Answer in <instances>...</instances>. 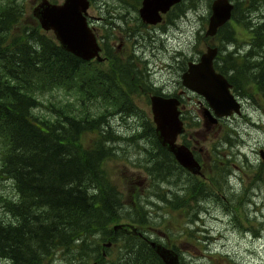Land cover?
Segmentation results:
<instances>
[{
    "label": "trees",
    "instance_id": "trees-1",
    "mask_svg": "<svg viewBox=\"0 0 264 264\" xmlns=\"http://www.w3.org/2000/svg\"><path fill=\"white\" fill-rule=\"evenodd\" d=\"M211 1L207 0L209 6ZM230 1L234 4L232 19L212 39L220 41L219 52L228 45L240 43L241 47L235 23L245 35L248 32L250 48L246 53L238 48V57L218 53L216 59L221 65L217 67L236 95L257 97L264 103V13L262 20L252 17L256 6L264 8V0ZM28 11L26 0L0 1V182L11 181L12 190V196L0 197L1 213L10 214L9 221L0 215V257L12 264H115L112 260L106 263L105 257L111 259L114 245L125 240L120 250L126 243H137L132 251L141 264H165L151 243L133 233L114 230L120 220H132L126 223L131 227L147 218L145 213L135 218L131 209L122 212L126 207L122 191L102 169L112 154L105 144L115 139L110 124L103 122L107 110L97 116L87 105L90 101L94 107L95 101H101L124 107L125 96L114 82L116 74H101L98 62L84 61L64 50ZM251 66L255 75L251 73L250 79L247 76L243 81L240 72L245 76ZM231 71L235 73L231 75ZM61 88L80 93L77 104L46 105L41 100V95ZM39 107L48 113H35ZM78 107L83 111L76 115L73 111ZM91 134L96 137L86 143L84 138ZM130 138L151 139L149 158L163 156L176 165L174 155L160 144L152 123ZM146 171L152 182L158 180L163 185L168 180L160 174L159 163ZM112 197H119L118 203L110 200ZM136 197L142 204L139 201L143 197ZM139 209L136 204L134 211ZM142 234L152 241L144 231ZM109 241L113 245L107 248L103 242ZM121 259H127L126 255Z\"/></svg>",
    "mask_w": 264,
    "mask_h": 264
},
{
    "label": "rangeland",
    "instance_id": "rangeland-1",
    "mask_svg": "<svg viewBox=\"0 0 264 264\" xmlns=\"http://www.w3.org/2000/svg\"><path fill=\"white\" fill-rule=\"evenodd\" d=\"M38 1L40 0H26L30 14H32L31 7ZM56 1L61 2L63 0ZM139 5L140 0H96V5L89 9V12L93 15V23L98 24L97 27H99L100 22H103V24L106 22L109 11L115 12L114 15L120 20L107 22L108 29L111 31V36H109L113 38L112 45L117 47L123 42L122 40H125L122 47L131 48L128 51L127 58L130 66L125 69L117 62L114 70L110 71L111 74L114 72L116 76L123 77L117 81V86L118 83L123 82L121 85L124 87L122 88L124 91H122L126 95H130L128 103L126 99L124 100L123 110L113 113L116 104L108 106L101 101H95L96 106L91 107L90 101L87 100L89 111L97 114V116L107 110L103 114L106 116L103 122L110 124L115 139L109 140L105 144L111 149L112 154L104 161L102 169L108 171L112 181L122 191L121 195L126 204L122 212L126 213L131 209L135 218L142 217L139 214L145 213L147 216L146 221L134 224L141 230L147 231L146 235L150 236L152 241L160 243L157 240H161L163 243L168 244L170 248L176 250L182 264H264V162H262L260 155L261 150L264 149V103L259 98L246 99V97L238 95L245 102L242 109L243 114L234 116L231 121H224L221 128L216 127L207 135L206 140L202 138L206 141L204 144L206 150L216 147L213 153L219 154L218 163L222 164L226 161V166L221 174L225 184L221 186L222 189L219 187L218 189L222 194L231 196L233 201L229 209L235 215L229 213L225 217L211 212L216 217L208 219L209 227H206L207 224H205V227L210 230L211 239H213L209 242L206 241L207 239L204 238L200 230H198L199 232L194 231L191 221V217L196 213V208L201 201L196 200L193 204L191 202L188 204L185 197L179 196V189L184 190L190 185L189 176L187 177L185 173L181 172L172 162L165 160L163 156L149 158L152 155V151L149 150L151 146L148 144L151 139H139L138 141L130 138L143 131L144 126L147 127L153 119L151 106L146 104L147 97L143 96L141 99L132 83L146 82V79H151L147 81L148 85L155 82L154 84L157 87H162L164 83L168 84L172 78L177 79V76L171 72L172 65L176 63L175 59L196 58L199 53H205L208 47L217 48L218 53H221V55L219 54L221 57L227 53H234V56L238 57V48L243 53H246L250 48L248 45L249 37L246 36L248 32L245 35L244 29L233 23V27L237 32V40L241 41V47L240 43L238 45H228L223 52H219L220 41L206 36L209 29V19L212 15L211 5L209 6L207 0L185 1L183 7H177L175 13L170 14L168 20L166 18L167 22L164 23L165 20L163 26L160 25L155 28L160 30L155 34L154 32L147 34L150 30L141 26L139 21L135 24L133 19L139 17ZM258 7L256 6V10L252 9L255 10L252 17L256 18V21L262 20L264 13V8ZM95 16H102L105 20H99V23H96ZM128 16L130 19H128ZM49 33L53 34V32ZM125 51L120 50L118 55L123 56ZM134 62L143 65L142 74L135 71L127 72ZM222 62L225 65L228 63L226 60H222ZM178 64L180 66L179 62ZM218 64L221 65L220 60H218ZM139 69L141 68L139 67ZM233 73L235 71H231V75ZM240 73L244 81L247 76L249 77L247 79H250L251 73L254 76L256 71L251 66L247 68L245 76L243 71ZM237 80L240 86L239 76ZM104 83L108 84L106 81ZM173 86L177 85L171 84L170 87ZM139 89L143 90L141 86H139ZM78 97H81V94L76 90L66 92L65 89L61 88L47 92L45 95H41L40 98L48 105L49 103L56 104L59 102L77 104ZM95 100H97V97ZM190 106H193V104L190 103ZM97 109L99 112H97ZM79 111H83L81 107L73 112L78 115ZM34 112L48 113L44 107H39ZM88 114L90 115V113ZM190 132L195 134V129L191 128ZM95 137L94 134H91L86 139L84 138V141L91 143ZM220 142L223 143V147L219 144ZM210 162V160L207 161L208 165ZM154 163L161 165L160 174L168 179L167 182L162 183L163 185L158 180L152 182L150 174L146 171L148 166ZM258 172L261 173L258 174ZM236 193H242L244 200L241 202L236 201ZM249 193H252V195H248ZM1 195L12 196L11 181L0 182V197ZM137 195L143 197V200L139 201L142 204L137 202ZM118 199L119 197H112L110 200L116 201ZM253 200L255 202L251 203ZM116 202L118 203V201ZM207 203L216 205L210 197L205 202V204ZM136 204L141 207L140 211H136L137 213L134 211ZM182 204L186 205V207H183L185 210L177 206ZM194 209L196 210L194 211ZM208 211H200V216L202 218L209 217L206 216L209 215L207 214ZM132 213L130 214L132 215ZM0 215L3 219L10 220V214L5 211L1 213V209ZM129 217L131 218V216ZM219 217H222L225 221L217 220ZM233 221L235 223L241 221L246 229ZM223 222L229 223V225H224ZM123 223L125 224L123 228L130 231L126 223H133V221L129 219L118 221V224ZM196 226L198 229L203 230L202 223H198ZM249 229H255L256 231L261 229L263 236L256 239L253 237L252 232H249ZM99 238V236L95 237L98 240ZM117 239H121V236ZM103 243L105 244V242ZM122 243L125 244V240L114 245L115 247L111 251V259L110 256L105 257L106 263L112 260L115 264H141L139 257L132 251V248L138 246V244L126 243L124 248L120 250ZM123 254L126 255L127 259L119 260ZM144 256L147 257L146 254ZM0 264L12 263L6 258L0 257Z\"/></svg>",
    "mask_w": 264,
    "mask_h": 264
},
{
    "label": "flooded vegetation",
    "instance_id": "flooded-vegetation-1",
    "mask_svg": "<svg viewBox=\"0 0 264 264\" xmlns=\"http://www.w3.org/2000/svg\"><path fill=\"white\" fill-rule=\"evenodd\" d=\"M89 1H90V6H89V9H90V8H92L93 5H96V0H89ZM143 1L144 0H140V5L138 7L139 17L137 19H133V20L135 21V24H137V21H139L141 23V26H144V27H146V29H149L150 32H148L147 34H150L153 32H154V34L158 33L160 30L155 29V28L159 27L160 25L163 26V24L166 23L167 20L169 19L170 14L175 13V10L177 9V7H183V5L185 4V1H181V2H179V4L176 3L168 11L160 12L161 19L158 22L150 23V22L145 21L142 18L141 13H140V9L143 5ZM89 9L86 13V19H87L89 26L92 28V30L94 31V33L96 35L97 42L100 46V57H101V59H92L90 61L98 62L100 67L104 66V68H102V69L100 68V72L101 71L105 72V73H103L105 75L107 73L106 71H108V73L111 74L110 71L114 70V66L117 62H119L122 66L125 67V69H127V66H130L128 64L127 58H128V53H129L128 51L131 48H125L124 46L122 47V44H125V40H122L123 42H121V44L117 45V47L113 46L112 45V39L113 38L110 37L111 31H109L108 25H107L108 21H116V20H120V19L117 18L116 15H114V14H116L115 12L112 13L111 11H109L110 19H109L108 14H107L106 20L102 16H95V18L97 20L96 23H99V20H101V21L105 20L106 21L104 24H103V22H100L99 27H97L98 24L93 23V20H92L93 15L89 12ZM166 18H167V20H166ZM128 19H130L129 16H128ZM120 50L121 51L126 50L124 52L123 56L118 55L119 54L118 52ZM70 54H72V53H70ZM202 54H203V52L201 54L199 53V55H197L196 58H193V57L190 58L189 57V58L183 59V60L182 59H175L176 63L172 65L171 72H172V74L177 76V79H179V80L172 78L168 82V84L164 83L162 85V87H157L154 84L155 82L148 85L147 81H150L151 79L148 80L146 78H145L146 82L141 81L139 83H132V82L131 83H132V86L137 89L138 95L141 97V99L143 96L147 97L148 101H146V104L149 106H151L152 95H159V96L164 97V98H175L179 102L178 103V109L180 111V118L184 123L185 130L182 134L179 135L177 142L179 145H185L188 149H190V151L192 152V154L194 156V159L197 161V163L199 165V170H197L196 172L189 171L186 167L181 165L176 160V158L174 156V160L176 162L175 166L179 170H181V172L185 173L187 177L189 176V182H190V185L187 186V188H185L184 190L179 189V196L185 197L188 201V204L190 202L193 204L196 200L201 201V203L199 202L198 207L196 208L197 210L194 209V211L196 210V213L193 215L191 214L192 217H191V215H190V217H191V221L193 223L192 226L194 227V231L200 230L202 232V234L204 235V238L207 239L206 241L209 242V241H212L213 239H211L212 235H210V230L208 228H206V227H209L208 226V222H209L208 219H213V217L214 218L216 217L211 212H215V213H218L222 216L227 217L229 215V213L232 214V211H230L229 206L231 205V202L233 200H231V196L229 194H222L220 192V190L218 189V187L222 189L221 186L225 184L221 178L222 177L221 174L223 173L222 170L226 166V161L222 162V164L218 163L217 159H219L220 156H219V154L213 153V150H215L216 147H213L212 149L206 150L205 149L206 147L204 146V144L206 142L205 140L208 138L207 135L210 134L213 129H215L216 127L221 128L224 121L225 122L231 121L234 118V116H236L238 114H232V115L224 116V117L216 116L214 109L210 106V103L206 100V98L203 95H201L200 93H198V92L190 89L186 85H184L183 74H185L186 72L189 71V67H190L191 63L197 64L200 61V57L202 56ZM72 55H74V54H72ZM74 56H76V55H74ZM87 62H89V61H87ZM178 62L180 63V66H179ZM217 64H218V61H217V59H215L214 60V67H215L217 72L221 73L219 68L217 67ZM101 65H103V66H101ZM139 67L141 69H139ZM131 71H135V72L142 74L143 65L137 64L134 62L131 65V68H129L127 70L128 73H130ZM102 72H101V74H102ZM176 74H178V75H176ZM121 77H118L117 80H114L116 85H117V81L121 80ZM111 78H116V77H111ZM122 83H120V84L118 83L117 87L120 88L122 95L125 96V99H127V95L123 92L124 89H122L123 87L121 86ZM171 84L177 85V86L170 87ZM139 86H141L143 90H140ZM232 86H231V88L233 91ZM139 90H140V92H139ZM239 99L241 101L242 109H243L245 106V102L243 101V99H241V97H239ZM190 103H192L193 106H190ZM114 109H115V111H113V113L118 112V110H120V111L123 110L122 106H120V105L115 107ZM207 110H208V113L210 115H212V117L211 116H209V117L205 116ZM242 114H240V115H242ZM151 123L153 124L154 127H156L155 123L153 122V119H152ZM141 125L144 126V124H142V123H141ZM145 127L146 126H144V128ZM191 128L195 129V134L190 132ZM199 138H201V139H199ZM202 138H205V140ZM219 144L222 147L224 146L222 142H220ZM261 152H264V149L261 150ZM209 160L211 162L208 165L207 161H209ZM262 162H264V157H262ZM259 173H261V172H258V174ZM259 178H260V176H259ZM219 183H221V184H219ZM227 183H228V181H227ZM248 195H252V193H249ZM235 196H236V201L239 200L238 202H241L242 200H244L242 193H236ZM209 197L214 201V203L216 205H212L211 203L205 204V202L209 199ZM214 199H216V200H214ZM254 202H255V200L251 201V203H254ZM177 206L178 207L180 206L181 209H183V207H186V205H184V204L177 205ZM207 206H210V207H207ZM208 210H210V211H208ZM200 211L201 212H207L208 211L207 214H209V215H206V216H209V217L202 218L200 216ZM232 215L235 216L234 214H232ZM217 220L225 221L222 217L217 218ZM198 223L203 224V230L201 228H199V229L197 228L196 225ZM205 224H207L206 227H205ZM223 224L229 225V223H226V222H223ZM235 224H239L242 226V228H245V226H243L241 224V221L239 223H235ZM143 231L144 230H142V232ZM144 232L146 233L147 231H144ZM249 232H252V234L254 235L253 237L256 239L257 238L260 239L263 236V232L261 229H258L257 231L255 229L254 230L249 229ZM193 234H195V233L193 232ZM165 237H167V236H165ZM139 238L150 243V240H147L145 235H143V234L139 235ZM157 241H159L160 243L167 245V247H169L168 244L163 243L161 240H157ZM177 251H178V249H177Z\"/></svg>",
    "mask_w": 264,
    "mask_h": 264
},
{
    "label": "water",
    "instance_id": "water-1",
    "mask_svg": "<svg viewBox=\"0 0 264 264\" xmlns=\"http://www.w3.org/2000/svg\"><path fill=\"white\" fill-rule=\"evenodd\" d=\"M181 0H144L140 9L142 18L150 23H156L161 19L160 12H166L170 7ZM90 6L89 0H63L55 3L50 0H41L33 7V15L38 19L41 27L51 30L62 48L84 59H101L100 46L96 35L89 26L86 13ZM231 5L228 0H215L211 6L213 17L211 19L212 31L229 16ZM150 11L152 13L148 14ZM208 34H206L208 36ZM218 54L217 48H208L200 57V61L191 63L189 71L183 75V83L190 89L203 95L214 109L216 116L224 117L234 113L241 114V102L231 91V84L214 67V59ZM178 100L161 96L151 97L153 108V121L156 125L155 132L160 144L168 149L176 160L189 171L196 172L199 165L194 159L190 149L177 143L178 137L185 130L180 118ZM206 117L210 115L208 110ZM264 157V152H262ZM124 224H116L114 230H123ZM133 228V227H132ZM134 229V228H133ZM135 232V229L133 230ZM112 242L105 246L110 247ZM151 246L164 261L165 264H179V256L176 251L161 243L151 241ZM104 255L106 253L104 252Z\"/></svg>",
    "mask_w": 264,
    "mask_h": 264
},
{
    "label": "bare ground",
    "instance_id": "bare-ground-1",
    "mask_svg": "<svg viewBox=\"0 0 264 264\" xmlns=\"http://www.w3.org/2000/svg\"><path fill=\"white\" fill-rule=\"evenodd\" d=\"M215 1V0H214ZM213 1V2H214ZM229 1V5H231V9H230V13H229V16L227 17V18H225L224 20H223V22L220 24V25H218L217 27H216V29H215V31L214 32H212L211 34H208V32H211L212 31V28H211V19H212V17H213V11L211 10V12H212V15H211V17H210V19H209V29H208V31H207V33L206 34H208V36L207 37H210V38H213V37H215L216 36V34L218 33V30L219 29H221L222 27H224L228 22H230L231 21V19H232V13H233V10H234V4L230 1V0H228ZM183 3V2H182ZM177 4H179V3H177ZM213 4V3H212ZM212 6V5H211ZM149 13L148 14H151L152 15V13L150 12V11H148ZM44 31H46V32H52L51 30H45V29H43ZM59 42V41H58ZM60 43V42H59ZM61 45V44H60ZM208 48H211V47H208ZM207 48V49H208ZM214 48V47H213ZM218 50V49H217ZM68 52V51H67ZM218 55V54H217ZM217 57V56H216ZM215 57V58H216ZM215 60V59H214ZM153 97V96H152ZM151 111H152V115H153V117H154V112H153V108L151 107ZM154 122V121H153ZM260 155H261V158L263 157L262 156V152L260 153ZM256 169V168H255ZM252 173H253V171H251ZM257 172V171H256ZM255 173V172H254ZM131 227H133V226H131ZM151 243V242H150Z\"/></svg>",
    "mask_w": 264,
    "mask_h": 264
}]
</instances>
